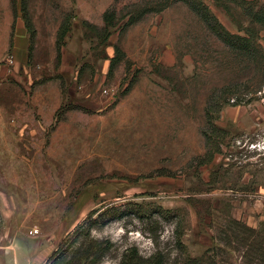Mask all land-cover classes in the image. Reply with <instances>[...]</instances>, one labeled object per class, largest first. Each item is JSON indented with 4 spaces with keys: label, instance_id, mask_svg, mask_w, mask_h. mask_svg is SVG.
<instances>
[{
    "label": "rangeland",
    "instance_id": "obj_1",
    "mask_svg": "<svg viewBox=\"0 0 264 264\" xmlns=\"http://www.w3.org/2000/svg\"><path fill=\"white\" fill-rule=\"evenodd\" d=\"M15 1L10 45L12 0H0V264H45L91 210L126 201L175 213L190 256L214 244L227 216L264 223V21L250 19L264 0H203L227 32L251 40L250 56L181 3L125 26L148 0H28V56ZM210 98L214 108L229 98L213 116L226 135L198 165ZM17 123L28 139L12 134ZM157 169L171 175L145 177ZM139 230L116 222L92 235L148 256ZM171 231L166 224L163 242Z\"/></svg>",
    "mask_w": 264,
    "mask_h": 264
},
{
    "label": "trees",
    "instance_id": "obj_2",
    "mask_svg": "<svg viewBox=\"0 0 264 264\" xmlns=\"http://www.w3.org/2000/svg\"><path fill=\"white\" fill-rule=\"evenodd\" d=\"M219 4V0H213ZM185 5L205 28L216 36L224 45L244 56H250L251 40L247 36L233 35L227 32L217 19L209 12L203 0H148L140 6H134L125 26L138 22L147 13H159L173 4ZM13 23L10 33V45L14 32V21L17 15L16 1L12 0ZM19 12L23 26L28 34V56L33 50L36 29L28 11V0H20ZM113 13L107 10L103 13L106 30L111 27ZM251 21L262 23L264 10L253 14ZM67 30L61 31L59 39ZM252 50V49H251ZM59 55V48H57ZM215 100V98H214ZM214 100L210 98L204 109L205 127L201 130L205 151L202 156L194 159L198 165L209 162L214 153L219 151L215 144H220L226 135L214 125V114L224 105L229 104V98L214 108ZM251 99H234L233 103H249ZM73 109V108H69ZM62 108L55 112L56 123L60 120ZM59 117V119H58ZM55 123V124H56ZM213 147L214 148L213 150ZM216 149V150H215ZM171 175L168 170L157 169L145 177ZM136 221L140 225V232L147 234L153 245V252L143 256L136 245L120 248L108 237H94L97 232L111 223ZM1 224V216H0ZM172 227L168 240L162 241L161 235L165 225ZM182 230L179 217L161 206L126 201L119 205L110 204L91 210L86 218L66 235L56 250L50 255L45 264H264V223L259 227H250L242 221L227 216L213 232L214 244L205 249L200 256H190L181 240Z\"/></svg>",
    "mask_w": 264,
    "mask_h": 264
},
{
    "label": "crops",
    "instance_id": "obj_3",
    "mask_svg": "<svg viewBox=\"0 0 264 264\" xmlns=\"http://www.w3.org/2000/svg\"><path fill=\"white\" fill-rule=\"evenodd\" d=\"M53 113V112H52ZM30 127L28 128L27 126H25V124H20V123H17L14 125V129L11 130L12 131V134L15 133V134H19L20 135V139H28L29 138V135L28 134H22L23 131H26V130H29ZM40 130H44V128H39ZM39 130V131H40ZM14 136V135H12Z\"/></svg>",
    "mask_w": 264,
    "mask_h": 264
},
{
    "label": "built area",
    "instance_id": "obj_4",
    "mask_svg": "<svg viewBox=\"0 0 264 264\" xmlns=\"http://www.w3.org/2000/svg\"><path fill=\"white\" fill-rule=\"evenodd\" d=\"M34 233H37V230H35V232Z\"/></svg>",
    "mask_w": 264,
    "mask_h": 264
}]
</instances>
